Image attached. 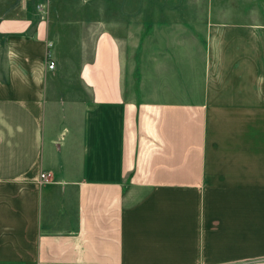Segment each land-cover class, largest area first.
I'll return each mask as SVG.
<instances>
[{
    "label": "crops",
    "instance_id": "0c3cea01",
    "mask_svg": "<svg viewBox=\"0 0 264 264\" xmlns=\"http://www.w3.org/2000/svg\"><path fill=\"white\" fill-rule=\"evenodd\" d=\"M138 8L0 0V264L264 259V0Z\"/></svg>",
    "mask_w": 264,
    "mask_h": 264
},
{
    "label": "rangeland",
    "instance_id": "374dc122",
    "mask_svg": "<svg viewBox=\"0 0 264 264\" xmlns=\"http://www.w3.org/2000/svg\"><path fill=\"white\" fill-rule=\"evenodd\" d=\"M67 1H71V0H67ZM145 1L146 0H137L138 6H139V8H138V12H139L138 13L139 23H140L141 20H144L145 19V15H144L145 14V8H144ZM153 1L154 2H161L162 0H153ZM164 1H166V0H164ZM169 1H191V0H169ZM141 5H143V6H141ZM145 27H146V25H144V26H142L141 24L138 25L137 31H138V38H139V40L138 41H135V42H138L139 47L143 48V51L144 52H145V41H144V37H145L146 29H147ZM153 28H154V25H153ZM151 29H152V27H151ZM151 29L148 28V30H150V32H151ZM155 39H156V37H155ZM89 43H90V46H91L93 44V41L90 40ZM62 52H61V56H60L61 59L60 60L61 61L63 60L62 61L63 63L68 62L69 57L66 56V54H65V52H64L63 49H62ZM139 59H141L142 67L145 68V57L144 56H142V57L141 56H138V60ZM56 67L57 68H60L61 67L60 65H58V62H56ZM69 75L70 74L67 73V75L63 78L65 80V82L70 79L68 77Z\"/></svg>",
    "mask_w": 264,
    "mask_h": 264
},
{
    "label": "built area",
    "instance_id": "2783aa9c",
    "mask_svg": "<svg viewBox=\"0 0 264 264\" xmlns=\"http://www.w3.org/2000/svg\"><path fill=\"white\" fill-rule=\"evenodd\" d=\"M55 64H56L55 61L50 59V57H49L48 58V67H49V69H54L55 68ZM50 178H51V173L49 171H43L40 174L41 184L49 182ZM243 264H264V259L257 260V261H247V262H245Z\"/></svg>",
    "mask_w": 264,
    "mask_h": 264
}]
</instances>
